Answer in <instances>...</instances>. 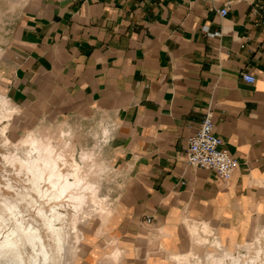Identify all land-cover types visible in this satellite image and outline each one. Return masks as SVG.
Masks as SVG:
<instances>
[{
	"label": "crops",
	"instance_id": "obj_1",
	"mask_svg": "<svg viewBox=\"0 0 264 264\" xmlns=\"http://www.w3.org/2000/svg\"><path fill=\"white\" fill-rule=\"evenodd\" d=\"M19 5L0 35L9 103L32 109L24 121L107 125L114 208L89 228L104 230L90 236L93 262L178 264L204 241L249 242L264 222V0ZM208 108L240 162L228 180L186 158Z\"/></svg>",
	"mask_w": 264,
	"mask_h": 264
},
{
	"label": "rangeland",
	"instance_id": "obj_2",
	"mask_svg": "<svg viewBox=\"0 0 264 264\" xmlns=\"http://www.w3.org/2000/svg\"><path fill=\"white\" fill-rule=\"evenodd\" d=\"M21 0H0V35L8 29V25L15 18L20 7ZM1 41V37H0ZM2 59V49L0 42V63ZM0 95L5 96L3 86L1 84L0 72ZM7 98V97H6ZM8 100V99H7ZM9 102V101H8ZM1 104V109L6 116L0 122V197L9 199L19 204L17 210V217H12L6 224L0 239L10 232L21 230V226L33 227L39 234V243L36 250L30 245L24 252V264H45L43 254L44 248L49 249L52 257L50 264H97L91 259L89 253L90 236L101 238L104 236V230H89L93 223L105 222L107 219V211L113 210V196L115 193L111 191L114 186V174L109 170L108 164L103 158L102 148L104 146L103 130L107 127L103 120H82L77 118H61L59 120H45L43 122H34L33 118L29 121H24L26 113L31 114L32 109L24 112L21 108L8 104L7 110ZM10 118V119H9ZM9 119V121H8ZM27 120V119H26ZM8 124L6 137H8V144L5 143V137L1 135V128ZM29 133H34L42 140H50L53 144L64 151L65 157L72 162L74 158L81 165V174H87V179L95 183L98 198L101 199L103 211L97 208V203L89 197L84 207L80 210L69 206L68 199L61 201H48L43 199L40 194L33 190V185L27 175L20 173L19 168L8 163L5 155L14 149V145L18 144ZM28 145L23 147L22 151L28 149ZM82 152H88L90 155L86 159H82ZM70 166H64L66 171ZM10 184V186H8ZM28 187V188H27ZM31 189H30V188ZM28 189L30 196L36 198L38 203L35 207L27 206L19 200L20 189ZM30 198V197H29ZM1 201V200H0ZM41 207L50 216L56 208L58 212L62 213V217L54 222V235L45 227L46 216H41L38 213V207ZM26 205V206H25ZM33 207V208H32ZM2 208L0 202V210ZM106 212V213H105ZM80 213L76 221V228L74 227L75 215ZM56 236V237H55ZM260 239V243L257 240ZM215 241H206L194 253V261L198 260L202 264L207 261V254L215 253L218 256H224L225 253L231 252L236 255H243V260H248L252 257L256 248L260 245L264 247V222L260 226L253 238L234 249H228L220 245L216 247ZM221 244V243H220ZM250 246V248H247ZM41 249L43 250L41 252ZM36 256V259L33 257ZM230 262V259H226ZM7 264V263H5Z\"/></svg>",
	"mask_w": 264,
	"mask_h": 264
},
{
	"label": "bare ground",
	"instance_id": "obj_3",
	"mask_svg": "<svg viewBox=\"0 0 264 264\" xmlns=\"http://www.w3.org/2000/svg\"><path fill=\"white\" fill-rule=\"evenodd\" d=\"M1 104L8 108L9 102L6 97L0 95V122L8 116L3 113ZM7 108L5 109L7 110ZM7 129L8 124L1 128V135L5 137L6 144L10 143L8 137H6ZM27 145L29 148L22 151V148ZM89 155L88 152H82V159H86ZM4 157L8 163L19 168L20 173L29 177L33 190L40 194L43 199L48 201L68 199L69 206L80 210L84 207L88 198L92 197L93 201L97 203V208L103 211L102 201L98 198L95 183L87 179V174H81V165L74 158H72V162H69L65 157L64 151L50 140H42L34 133H29L18 144H15L14 149L9 151ZM63 165H69L70 168L65 171ZM27 188L25 190L20 189L19 200L22 203H26L27 206L35 207L38 200L33 198V195L30 196L31 194H29ZM0 200L2 205L0 210V230H3L12 217H17V210L20 206L18 203L3 197H0ZM38 213L41 216H46L45 227L54 235V222L62 217V213L55 208L52 214L47 216L41 204L38 207ZM110 213L111 210H108L107 215ZM79 215L80 213L75 215V228ZM1 233L0 231V235ZM260 242V239H258L257 243L259 244ZM217 243L218 246L221 245L220 242ZM27 245H30L33 250H36L37 246L40 245L39 234L31 226L25 227L22 225L21 230L5 235L0 239V264H24V252L27 249ZM41 248L45 249L44 252L41 249L45 264H50L52 257L49 249L45 248L44 244H41ZM247 248H250V246ZM194 254V252H190L185 255H178V264H202L198 260H193L195 258ZM33 259H36V256ZM226 259H230V262H227ZM205 264H264V247L259 245L255 254L248 260H243L241 253L236 255V253L227 252L224 256L209 253Z\"/></svg>",
	"mask_w": 264,
	"mask_h": 264
},
{
	"label": "built area",
	"instance_id": "obj_4",
	"mask_svg": "<svg viewBox=\"0 0 264 264\" xmlns=\"http://www.w3.org/2000/svg\"><path fill=\"white\" fill-rule=\"evenodd\" d=\"M228 8L220 10L221 15H227ZM218 32L213 34L217 35ZM245 80L254 83L256 77L245 73ZM224 140L216 133L214 112L211 108L206 110L200 129L189 137L186 158L189 164L213 170L224 180L231 178L240 162L228 150L223 148ZM148 222L152 218H147Z\"/></svg>",
	"mask_w": 264,
	"mask_h": 264
}]
</instances>
